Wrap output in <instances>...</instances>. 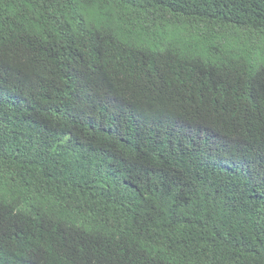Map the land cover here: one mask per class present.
<instances>
[{
  "label": "trees",
  "instance_id": "trees-1",
  "mask_svg": "<svg viewBox=\"0 0 264 264\" xmlns=\"http://www.w3.org/2000/svg\"><path fill=\"white\" fill-rule=\"evenodd\" d=\"M20 200L0 264H264V0H0Z\"/></svg>",
  "mask_w": 264,
  "mask_h": 264
},
{
  "label": "clouds",
  "instance_id": "clouds-1",
  "mask_svg": "<svg viewBox=\"0 0 264 264\" xmlns=\"http://www.w3.org/2000/svg\"><path fill=\"white\" fill-rule=\"evenodd\" d=\"M35 162L40 170H44L49 168L51 164L50 161L35 159ZM14 192H21L20 188H14ZM36 200H31L28 203L23 204V200H20L18 204L10 205L7 210L0 213V217L3 219H16L18 222L21 223L22 219L32 215L36 210L34 209L37 205ZM6 245V241L3 235L0 233V251H3L4 246Z\"/></svg>",
  "mask_w": 264,
  "mask_h": 264
}]
</instances>
